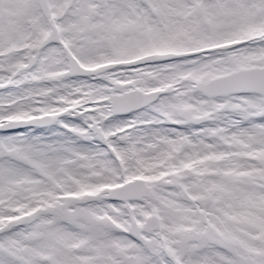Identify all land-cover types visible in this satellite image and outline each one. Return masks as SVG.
<instances>
[{
    "label": "snow or ice",
    "instance_id": "1",
    "mask_svg": "<svg viewBox=\"0 0 264 264\" xmlns=\"http://www.w3.org/2000/svg\"><path fill=\"white\" fill-rule=\"evenodd\" d=\"M0 264H264V0H0Z\"/></svg>",
    "mask_w": 264,
    "mask_h": 264
}]
</instances>
